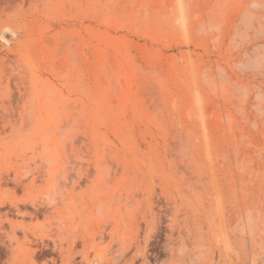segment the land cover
I'll use <instances>...</instances> for the list:
<instances>
[{
  "label": "rangeland",
  "instance_id": "1",
  "mask_svg": "<svg viewBox=\"0 0 264 264\" xmlns=\"http://www.w3.org/2000/svg\"><path fill=\"white\" fill-rule=\"evenodd\" d=\"M0 264H264V0H0Z\"/></svg>",
  "mask_w": 264,
  "mask_h": 264
}]
</instances>
